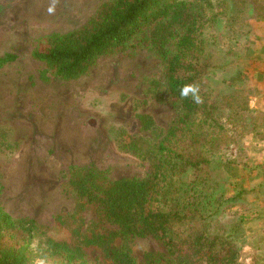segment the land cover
Returning a JSON list of instances; mask_svg holds the SVG:
<instances>
[{
  "label": "rangeland",
  "instance_id": "obj_1",
  "mask_svg": "<svg viewBox=\"0 0 264 264\" xmlns=\"http://www.w3.org/2000/svg\"><path fill=\"white\" fill-rule=\"evenodd\" d=\"M106 1L0 0V57L17 55L0 69V205L14 217L36 220L57 239L71 238L56 221L76 208L70 167L93 165L111 180L145 178L149 165L119 149L113 132L148 135L138 112L151 113L163 129L175 116L170 103L148 93L149 80L163 79L164 67L145 48L103 55L78 78L42 76L46 64L32 50L52 33L82 26ZM214 1L226 4H218L208 32V80L216 98L238 91L236 103L250 112H244L246 127L241 120L227 122L232 139L198 174L208 173L212 196L206 207L214 231L242 248L240 264H264V24L254 21L264 15V0H236L237 8L234 0ZM83 216L90 221L96 211ZM132 247L141 263L147 252L165 251L151 236L136 238ZM85 250L89 264H105L98 249Z\"/></svg>",
  "mask_w": 264,
  "mask_h": 264
},
{
  "label": "trees",
  "instance_id": "obj_2",
  "mask_svg": "<svg viewBox=\"0 0 264 264\" xmlns=\"http://www.w3.org/2000/svg\"><path fill=\"white\" fill-rule=\"evenodd\" d=\"M224 2L109 0L82 26L52 33L32 50L31 56L46 64L42 76L48 80L78 78L103 55L148 49L164 67L163 79L149 80L148 93L170 103L175 116L163 129L151 113L138 112L141 130L148 135L113 132L119 149L149 165L145 178L111 180L93 165L70 167L76 208L56 217L58 225L69 230V240L54 238L36 220L14 217L0 205V264H89L87 247L98 249L105 264L241 263L237 242L214 231L213 213L206 207L212 196L208 173L198 174L207 171L211 154L232 139L227 122L241 120L246 127L244 112H250L236 103L242 94L233 91L216 98V87L208 80L213 67L208 32L216 24L218 4ZM16 59L13 53L1 56L0 69ZM185 85L196 88L195 97L180 95ZM87 209L96 211L90 221L83 216ZM147 236L165 251L147 252L141 263L132 244Z\"/></svg>",
  "mask_w": 264,
  "mask_h": 264
},
{
  "label": "clouds",
  "instance_id": "obj_3",
  "mask_svg": "<svg viewBox=\"0 0 264 264\" xmlns=\"http://www.w3.org/2000/svg\"><path fill=\"white\" fill-rule=\"evenodd\" d=\"M55 9V5L53 4V6H50L48 8V12L52 13L54 12ZM195 92H196V88L193 85H185L183 88H181L180 90V95L182 97H187L189 95V93H192L193 96L195 97ZM38 264H44V261H39Z\"/></svg>",
  "mask_w": 264,
  "mask_h": 264
},
{
  "label": "crops",
  "instance_id": "obj_4",
  "mask_svg": "<svg viewBox=\"0 0 264 264\" xmlns=\"http://www.w3.org/2000/svg\"><path fill=\"white\" fill-rule=\"evenodd\" d=\"M256 23L264 24V15L262 14L260 18H257L254 20Z\"/></svg>",
  "mask_w": 264,
  "mask_h": 264
}]
</instances>
